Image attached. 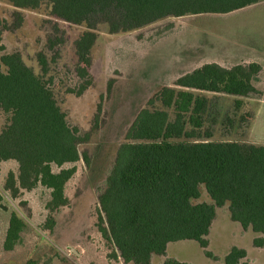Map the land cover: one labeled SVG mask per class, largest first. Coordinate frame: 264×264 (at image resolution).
<instances>
[{"label": "trees", "instance_id": "obj_1", "mask_svg": "<svg viewBox=\"0 0 264 264\" xmlns=\"http://www.w3.org/2000/svg\"><path fill=\"white\" fill-rule=\"evenodd\" d=\"M260 1L6 0L14 10L11 21L0 14V111L5 115L0 172L5 161L14 160L18 166L0 184V205L6 196L16 200L39 186L50 190L46 206L51 212L67 205L66 186L77 171L75 165L67 164L83 160L92 168L90 154L80 146L98 128V115L90 131L69 121L47 67L36 72L19 50L6 51L4 32L23 25L24 10L47 5L65 17L73 8L71 22L86 26L76 41L84 61L74 66L77 83L66 90L80 96L93 84L88 64L101 25L112 34L130 32L167 17L229 13ZM60 40L49 37L50 49ZM259 71L257 63L231 68L206 63L181 75L173 85L163 86L137 112L117 147L112 167L103 171V187H97L98 226L114 247L113 257L125 263L151 264L154 256L166 254L170 242L179 240H195L206 249L217 208L227 203L231 219L260 234L254 242L264 246V144L212 140L213 133L205 129L210 102L206 93L240 97L258 93L253 81ZM101 170L97 168L95 177ZM202 185L212 202L197 201ZM54 223L50 216L47 226ZM26 224L17 210L11 212L6 250L20 243ZM246 255L244 249L233 247L225 264H246L242 262ZM165 264L188 263L167 259Z\"/></svg>", "mask_w": 264, "mask_h": 264}, {"label": "rangeland", "instance_id": "obj_2", "mask_svg": "<svg viewBox=\"0 0 264 264\" xmlns=\"http://www.w3.org/2000/svg\"><path fill=\"white\" fill-rule=\"evenodd\" d=\"M13 10L6 0H0L3 17L11 21ZM74 12L72 8L60 17L47 5L24 10L23 25L4 32L7 52L19 50L36 72L45 66L48 76H54L59 102L69 121L90 131L98 115V128L91 140L80 146L90 154L92 168L83 160L67 164L77 167L66 186L67 205L51 212L46 206L50 190L42 186L25 191L16 200L6 196V208L0 210V264H124L122 258L113 257L114 247L99 230L97 187H103V171L107 173L112 167L117 147L137 112L163 86L173 85L197 64L211 60L253 63L258 56H264V0L229 13L167 17L130 32L112 34L106 25H101L88 64L93 84L78 96L66 92L67 87L77 83L72 73L74 66L84 61L76 41L86 26L71 22ZM49 37L61 39L54 49L49 47ZM258 76L259 73L254 83L264 92V76ZM207 95L211 97V106L205 129L213 133L212 140H264V107L253 117L258 107L252 108L247 99H262L264 94L253 93L244 98ZM4 122L5 115L0 111V132ZM16 165L14 160L3 163L0 184ZM97 168L102 169L99 177H95ZM197 201H213L204 185ZM13 210L27 224L20 243L13 250H6L4 240ZM50 216L55 223L48 227ZM259 236L231 219L227 203L217 208L206 249L195 240L170 242L166 254L154 256L151 264H165L167 259L188 264H225L233 247L246 251L242 262L264 264V246L254 242Z\"/></svg>", "mask_w": 264, "mask_h": 264}, {"label": "crops", "instance_id": "obj_3", "mask_svg": "<svg viewBox=\"0 0 264 264\" xmlns=\"http://www.w3.org/2000/svg\"><path fill=\"white\" fill-rule=\"evenodd\" d=\"M213 62L214 63H218L221 66L226 67V68H231L232 66L237 65V64H240V63H243L244 65L250 63V61H248V60H244V61H241V62L240 61H234V60H227V61L226 60H211V61H206L204 63L197 64V66H195V68H193V69L199 68V67H201L202 65H204L206 63H213ZM252 62L253 63H257L258 65H260V72H259V76L258 77H263L264 76V56L260 55L255 60H253ZM256 80H257V78L253 81L254 86L259 91L256 94H264V92H262V89H260L257 85H255L254 82ZM213 94H218V95L226 96V94H223V93H213ZM206 95H207V93H206ZM230 96H232L234 98H237V96H233V95H230ZM238 97H240V96H238ZM209 98H211V97H209ZM241 98H244V97H241ZM247 99L250 101L249 104H251L252 108H253L254 105H255V107H258V109H257L256 112L253 111L254 112L253 117H256V115L259 114L260 113V110H262L263 107H264V98L257 99L255 97H247ZM246 104L248 105V103H246ZM210 106H211V101L209 102L208 108H210ZM243 141H245V140H243ZM256 141H258V142H256ZM256 141H250V142L258 143V144H264V140L257 139ZM5 162H7V161H5ZM5 162H3V163H5ZM3 163H2V165H3ZM16 166H18V165H16ZM1 168H2V166H1ZM16 169H13V170H16ZM124 264H133V263H125L124 262Z\"/></svg>", "mask_w": 264, "mask_h": 264}, {"label": "water", "instance_id": "obj_4", "mask_svg": "<svg viewBox=\"0 0 264 264\" xmlns=\"http://www.w3.org/2000/svg\"><path fill=\"white\" fill-rule=\"evenodd\" d=\"M0 208H6L3 204L0 205Z\"/></svg>", "mask_w": 264, "mask_h": 264}]
</instances>
